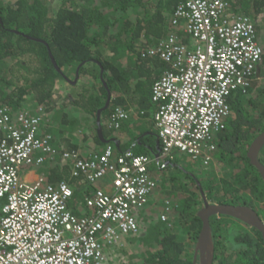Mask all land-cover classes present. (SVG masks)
<instances>
[{
    "label": "trees",
    "instance_id": "1",
    "mask_svg": "<svg viewBox=\"0 0 264 264\" xmlns=\"http://www.w3.org/2000/svg\"><path fill=\"white\" fill-rule=\"evenodd\" d=\"M179 2L0 0V108L14 119L18 112L29 109L30 103L32 112L42 107L49 116L40 135H48L57 150L75 153L73 162L87 156L79 150L74 136L62 135L65 129L74 127L72 122L68 124L66 113H62L60 123L68 127L51 132L49 122L53 111L71 106L97 122V112L101 110V135L96 123L91 136L96 148H102L90 156L111 144L118 154L131 151L150 157L149 170L155 188L147 207L165 215L166 219L147 216L155 220V224L147 227L148 232L141 236L135 264H193L194 246L201 228L197 215L203 205L201 192L208 201L250 206L264 220V183L247 157L251 141L264 130V0L230 2L233 13L252 19L263 54L252 73L248 90L238 89L229 95L231 115L225 121V129L213 140L212 156L222 164V177L216 178L215 167L210 168L209 174H203L202 168L196 173L191 168L179 167L173 156L175 152L161 157V143L155 128L139 138L136 134L123 144L114 133L128 130L125 120L130 118V107L134 105L139 120L148 118L154 127L156 104L151 100V88L168 66L151 50L170 34L169 18ZM178 35L188 41L181 31ZM50 54L57 66L52 63ZM91 64L95 65L93 71L89 70ZM69 71L72 76L83 75L90 81L86 83L88 87L75 96L57 92L59 81L71 79ZM116 109L128 115L118 128L109 123ZM258 158L264 165V145ZM189 161L200 163L191 158ZM72 168L71 163L51 168L48 181L53 185L65 181L72 186L68 206L73 211V200L78 199L88 179L82 170L74 173ZM170 168L183 173L181 183L175 184L173 178L164 173L160 175V171ZM82 182L85 183L82 185ZM166 182L169 184L162 194ZM92 193L86 188L82 195L89 197ZM5 201V197L0 198V218ZM209 224L214 243L213 264H264V240L256 228L225 215L211 216Z\"/></svg>",
    "mask_w": 264,
    "mask_h": 264
},
{
    "label": "built area",
    "instance_id": "2",
    "mask_svg": "<svg viewBox=\"0 0 264 264\" xmlns=\"http://www.w3.org/2000/svg\"><path fill=\"white\" fill-rule=\"evenodd\" d=\"M231 1L180 0L169 18L170 34L151 50L168 66L151 88L161 157L179 152L215 166L213 140L231 115L228 97L248 90L263 54L252 19L233 13ZM48 116L39 106L11 119L0 108V198H6L0 264H109L124 238L139 232L136 215L155 188L151 159L131 151L118 154L107 144L73 162L75 153L57 150L48 135H40ZM127 117L116 109L110 126L118 128ZM46 163H71L90 184L109 177V189L95 188L86 198L89 213L77 215L68 206L69 183L21 178L23 168Z\"/></svg>",
    "mask_w": 264,
    "mask_h": 264
},
{
    "label": "rangeland",
    "instance_id": "3",
    "mask_svg": "<svg viewBox=\"0 0 264 264\" xmlns=\"http://www.w3.org/2000/svg\"><path fill=\"white\" fill-rule=\"evenodd\" d=\"M95 69V65L91 64L89 65V70L93 71ZM69 77L71 78L69 80V82L67 81H59V85H57V92L63 93V94H70L71 96H75L77 95L80 90H82V88L86 89L88 86H86V83H90L88 78H84L85 76H72V71L68 72ZM76 78V80H75ZM75 80V81H74ZM33 107L31 105V103L29 104V109L31 110ZM66 113L68 115V120L70 121L68 124H70L71 122L73 123L74 127H71L70 130L65 129L62 132L63 136H74L75 140L78 141V131H80L81 133H85L86 129H84L83 127H85V122L82 121L83 115L85 114L84 112H82V110H78L75 109L71 106H66L65 108L61 109V110H54L53 111V116L50 117V122H49V128L51 130V132H58V130L63 127V128H67L68 125L66 124H62L60 123V119H61V115L62 113ZM150 124V122H149ZM78 127H80L78 129ZM151 129H154L153 126H151ZM118 131H114V133L117 135ZM120 135V134H119ZM118 136V135H117ZM173 156L176 157L177 160V165L181 168H191L193 169L196 173H199L198 169L202 168V170H204L202 173L206 174V173H210V168L215 167V173H216V178H220L224 175V170L222 167V164L219 162H215V166H208V168L206 169V167L202 166L200 163H192L191 161H189V156H187L185 153H175L173 154ZM164 158L161 159V161H163ZM202 166V167H199ZM161 173L171 176L173 178L172 181H174V183L178 184L181 183L180 181L183 179V173L180 172L179 170H176L175 168H170V169H164L163 172L160 171V175ZM170 174V175H169ZM159 175V176H160ZM200 177V175H199ZM169 184V182L165 183L164 187L162 188V194L165 192V190L167 189V185ZM213 202V201H211ZM155 216L154 218H160L161 215L160 213H156L153 210L149 209L147 207V204L141 208L137 215L136 218L139 221V232L136 235L133 236H138L137 238L133 239V236H128L126 237V244L123 243L122 247H118L117 252L113 253L111 255V260L109 261V264H135L136 259H138L137 254L139 253V249L138 247H141V240L142 237L144 236L148 231L147 229L150 227V225L155 224V220L150 219V217L147 216ZM264 221V220H263ZM157 223V222H156ZM148 227V228H147ZM136 242V243H135ZM139 242V243H138ZM139 244V245H138ZM128 245V246H127ZM123 246H126L125 248ZM137 253V254H135Z\"/></svg>",
    "mask_w": 264,
    "mask_h": 264
},
{
    "label": "water",
    "instance_id": "4",
    "mask_svg": "<svg viewBox=\"0 0 264 264\" xmlns=\"http://www.w3.org/2000/svg\"><path fill=\"white\" fill-rule=\"evenodd\" d=\"M32 39H36V38H32ZM50 58L54 66H57L53 59L52 54H50ZM81 64L82 63H80L78 67ZM56 68L58 69V67ZM109 98L110 96H108L107 98L105 107L108 105ZM100 111L101 110H98L97 119H96L98 125L97 131L99 135H101V129L99 126ZM263 145H264V130H262L258 135H256V137L251 141L247 150V157L249 158L250 164L257 169L264 183V165L259 161L258 158L260 149L262 148ZM155 157L158 158L159 154H155ZM201 196H202L203 205L197 211V215L201 219V228L199 230L194 246L193 264H196V262H198V264H213L214 243L212 238L211 227L209 224V219L211 216L225 215L234 218L236 220H239L260 231L261 236L264 240V221L261 219V217L259 216L256 210H254L253 208L247 205L211 202L208 201V199L202 192H201Z\"/></svg>",
    "mask_w": 264,
    "mask_h": 264
},
{
    "label": "crops",
    "instance_id": "5",
    "mask_svg": "<svg viewBox=\"0 0 264 264\" xmlns=\"http://www.w3.org/2000/svg\"><path fill=\"white\" fill-rule=\"evenodd\" d=\"M134 108H135V105L130 107L131 116L130 118L125 120L127 121L126 123H128L127 124L128 130L126 129L118 130L117 132L118 133L117 135L119 138L118 140L120 141L121 144L129 142L131 139L135 137L136 134L138 135L137 137L139 138V135L141 136L145 134L146 132L151 131L149 119L144 118L142 121H140L138 116L136 115ZM82 121L85 122V127L83 128L86 129V132H85L86 136L84 133H81L80 131H78V146L82 154L84 156H88L92 152L96 151V149H98L99 147L102 148V146H99L96 148V145L94 144V141H93V137L91 136L97 122H95L94 119H90V117L87 116L86 114L83 115ZM79 128L80 127H78V129ZM53 167L59 168L58 166L52 163H46L41 166L25 167L22 169L20 176L23 180L29 181V182L36 181L40 178L46 179L48 181V175L50 173V169ZM83 183L85 182H82V185ZM109 183H110L109 177H106L96 182V184H92V183L90 184L89 181L87 184L85 183L84 187H82V189L80 190V193H78V199L75 198L76 200L75 199L73 200L74 201L73 202V212L77 215H83V214L89 213V210L86 206L87 197H84V195H82L83 191H85L86 188L92 190V192L95 188L109 189ZM126 239L127 238H124L125 244H126ZM123 247L125 248L126 246H123Z\"/></svg>",
    "mask_w": 264,
    "mask_h": 264
},
{
    "label": "flooded vegetation",
    "instance_id": "6",
    "mask_svg": "<svg viewBox=\"0 0 264 264\" xmlns=\"http://www.w3.org/2000/svg\"><path fill=\"white\" fill-rule=\"evenodd\" d=\"M190 174H192L191 176H195V173H190Z\"/></svg>",
    "mask_w": 264,
    "mask_h": 264
}]
</instances>
